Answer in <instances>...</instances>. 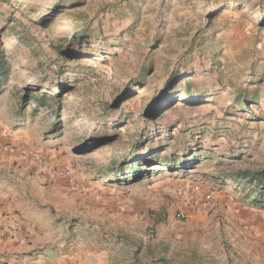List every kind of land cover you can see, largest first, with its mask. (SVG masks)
<instances>
[{"label":"rangeland","instance_id":"rangeland-1","mask_svg":"<svg viewBox=\"0 0 264 264\" xmlns=\"http://www.w3.org/2000/svg\"><path fill=\"white\" fill-rule=\"evenodd\" d=\"M262 169L264 0H0V185L74 264H264Z\"/></svg>","mask_w":264,"mask_h":264},{"label":"crops","instance_id":"crops-1","mask_svg":"<svg viewBox=\"0 0 264 264\" xmlns=\"http://www.w3.org/2000/svg\"><path fill=\"white\" fill-rule=\"evenodd\" d=\"M18 194L0 185V264H74L81 259L73 246L57 245L46 219L24 207ZM16 199V200H15ZM13 200L17 203L12 204ZM54 224V223H51ZM95 252L84 257L85 264H101Z\"/></svg>","mask_w":264,"mask_h":264},{"label":"trees","instance_id":"trees-1","mask_svg":"<svg viewBox=\"0 0 264 264\" xmlns=\"http://www.w3.org/2000/svg\"><path fill=\"white\" fill-rule=\"evenodd\" d=\"M56 50L58 51V53L60 52V48H56ZM61 53V52H60ZM243 95L239 94L236 96L235 100L236 103H240L241 104V99H242ZM107 107H110L109 104L106 105ZM130 171H135V166L134 167H130L129 169ZM234 179L238 180H242V181H248L250 183H257L258 185H261L264 187V169H262L261 171L258 172H253V171H249V170H244L241 172H237L236 175H234L233 177Z\"/></svg>","mask_w":264,"mask_h":264},{"label":"built area","instance_id":"built-area-1","mask_svg":"<svg viewBox=\"0 0 264 264\" xmlns=\"http://www.w3.org/2000/svg\"><path fill=\"white\" fill-rule=\"evenodd\" d=\"M206 198H207L208 200H210V199H211V196H210V195H207Z\"/></svg>","mask_w":264,"mask_h":264}]
</instances>
